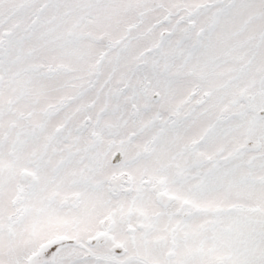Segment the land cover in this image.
<instances>
[{
    "label": "snow or ice",
    "instance_id": "1",
    "mask_svg": "<svg viewBox=\"0 0 264 264\" xmlns=\"http://www.w3.org/2000/svg\"><path fill=\"white\" fill-rule=\"evenodd\" d=\"M0 264H264V0H0Z\"/></svg>",
    "mask_w": 264,
    "mask_h": 264
}]
</instances>
